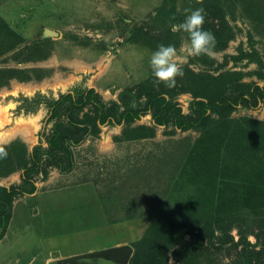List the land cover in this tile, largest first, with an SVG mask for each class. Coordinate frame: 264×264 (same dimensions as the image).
<instances>
[{"label":"rangeland","instance_id":"rangeland-1","mask_svg":"<svg viewBox=\"0 0 264 264\" xmlns=\"http://www.w3.org/2000/svg\"><path fill=\"white\" fill-rule=\"evenodd\" d=\"M207 7L226 20L233 36L212 56L192 57L182 46L186 34L174 31L172 25L183 22L189 10L203 8L206 13ZM178 13L181 21L173 20ZM146 29L153 40L141 45ZM49 30L57 32V36L48 35ZM155 38L159 41L155 42ZM155 43L174 45L177 62L194 72L216 75L225 70L237 71L242 82L264 88V0H0V147L7 153L0 157V162L4 160L0 164V185L20 184L21 164L28 163L29 152L39 139L43 140L38 135L40 131L47 132L50 127L45 103L34 104L37 97L57 98L61 93L93 88L105 104L117 102L122 90L153 76L149 61L157 50ZM232 55L240 56L239 60L231 59ZM225 59L222 68L217 69ZM73 63H78L76 70L71 67ZM57 74L70 77L69 85L61 90H40L52 84ZM33 88L32 93L25 92ZM191 99L187 92L172 96L184 114L190 112ZM130 106L135 107V102L131 101ZM26 116L35 117L34 128L21 129L20 120ZM231 117L264 121V103L255 108L238 106ZM141 124L153 126L150 114L129 126ZM123 126L102 124L96 137L71 147L73 168H51L46 176H33L38 193L64 186L76 189L77 184L85 188L83 195L68 191L65 198L45 204L40 211L54 209L63 213L54 220L50 216L46 219L43 213L37 219V210L33 212L36 208L27 203L19 207L25 215L20 223H28L17 229L16 207L10 231L14 236L20 234L16 251L21 259L34 255L36 263H40L45 252H51L49 248L68 255L86 248L100 249L123 239L131 247L142 235L152 217L148 211L153 200L144 202L145 195L160 193L165 183H172L166 173L180 162L199 133L180 131L170 124L154 126L152 137L119 141L115 137ZM25 129L30 131V140L21 133ZM41 144L46 146L44 141ZM4 166L9 169L5 175ZM107 189L110 190L105 193ZM175 201L171 195L163 208L173 207ZM145 203L148 204L143 206ZM134 205L147 214L134 216L132 224L92 228L86 226L87 218L74 219L91 209L103 213L105 208L116 218H128L131 211L138 212ZM121 259L122 256L86 257L75 263L122 264Z\"/></svg>","mask_w":264,"mask_h":264},{"label":"trees","instance_id":"trees-1","mask_svg":"<svg viewBox=\"0 0 264 264\" xmlns=\"http://www.w3.org/2000/svg\"><path fill=\"white\" fill-rule=\"evenodd\" d=\"M206 10L203 28L214 34L215 50H220L233 35L221 15L210 7ZM180 15L173 20L181 21ZM144 35L141 45L151 44L153 37L147 29ZM230 58L239 60L240 56ZM226 61L216 68L220 70ZM182 68L184 75L172 88L157 84L151 76L122 90L117 102L109 104L93 88L61 93L57 98L37 97L34 104L45 103L50 127L38 134L43 140L29 152L28 163H20V184L0 185V237L13 199L35 190L33 176H46L51 168H73L71 147L96 137L100 125L123 124L115 137L123 141L152 137L154 126L171 124L180 131H197L199 136L166 173L172 183H165L160 193L145 195L144 202L153 200L148 211L152 217L142 235L130 244L132 253L126 264H264V121L231 117L238 106L255 108L264 103V88L242 82L237 71L213 75L194 72L186 65ZM178 92L191 95L188 114L172 101ZM140 98H144L142 105ZM146 114L153 126H129ZM8 170L5 167L3 175ZM171 195L175 205L165 210ZM133 207L138 212L131 211L129 217L147 214Z\"/></svg>","mask_w":264,"mask_h":264},{"label":"crops","instance_id":"crops-1","mask_svg":"<svg viewBox=\"0 0 264 264\" xmlns=\"http://www.w3.org/2000/svg\"><path fill=\"white\" fill-rule=\"evenodd\" d=\"M72 187V186H71ZM84 185L82 184H77L76 189L72 188H68L66 186H64L63 188H61V190H57V191H50V192H40L38 193L37 191V185L35 187V190L32 193L29 194H22L19 195L17 197H15L12 201V206H11V213H10V218L9 221L7 223V226L4 230L3 235L0 237V264H76V260H82L85 259L86 255L95 251H99L105 248H109V247H114V246H121V245H127L125 244V239L118 241L110 246H101L100 249H96V248H86L83 251H78V252H73V253H69L68 255H62L61 253H57V251H53L51 250V248H49V250L51 252H45L44 257L42 259V261L40 263H36V259L33 256L27 257L25 259H21L18 255H17V251H16V244L19 242L18 237L20 236V234H12L10 229H11V224L12 221L14 219V216L16 215V207L18 209L17 211V229H20V227L24 224H27L28 222L21 224L20 221H22L24 219V213L23 211H21V207H19V205H21L22 207H24L25 204L30 203L31 207L34 209L33 212H36V218L38 219V217H41V213L45 214V218L48 219L49 216L52 217V219L54 220L56 217H61V213L60 211L54 210V209H50L46 211H40L45 204L49 205L50 202L52 203L55 200H60L66 197V192H72L75 191L76 192V196L77 193H81V195H83V190H84ZM55 196V197H54ZM54 197V198H53ZM85 197V195H84ZM86 200V198H84ZM44 203V204H43ZM84 204V203H82ZM85 205V204H84ZM101 205V204H100ZM99 207V205H97ZM30 207V209L32 210V208ZM97 212V213H96ZM114 212H111V210L109 208H105L104 212L101 213L99 210H90L87 213H82L81 215L77 214V217L74 216V219H80V218H84V219H88V222L86 224V226H90L92 228H98V227H103V226H109L114 225L115 223H123L126 222L125 224H132L133 221L135 220L134 217H128V218H116L117 216H115L114 214H112ZM118 214V213H117ZM94 215V216H93ZM96 216V217H95ZM69 217L65 216V219L67 220ZM125 220V221H123ZM1 230V229H0ZM140 237V236H139ZM138 237V238H139ZM80 239L81 236H79ZM136 238V239H138ZM252 237H249V239ZM124 241V242H123ZM84 261V260H83Z\"/></svg>","mask_w":264,"mask_h":264},{"label":"clouds","instance_id":"clouds-1","mask_svg":"<svg viewBox=\"0 0 264 264\" xmlns=\"http://www.w3.org/2000/svg\"><path fill=\"white\" fill-rule=\"evenodd\" d=\"M189 12L183 22L172 25L173 30L186 34L187 39L182 46L189 56H212L216 48V38L212 32L203 28L204 9L198 8ZM177 60L178 52L174 45L160 44L152 53L149 64L157 84L163 83L166 87L172 88L176 85L177 78L183 77L182 65ZM6 156V151L0 147V157Z\"/></svg>","mask_w":264,"mask_h":264},{"label":"bare ground","instance_id":"bare-ground-1","mask_svg":"<svg viewBox=\"0 0 264 264\" xmlns=\"http://www.w3.org/2000/svg\"><path fill=\"white\" fill-rule=\"evenodd\" d=\"M77 64L78 63H73L71 65V67L74 70H76L77 69L76 68L77 67ZM63 76L64 75H61V74L55 75L54 78H53V83L52 84H49V85L46 84L44 86H41L40 87V90L45 91V89H51V90H58V89L61 90V89H64L71 82V78L70 77L63 78ZM33 91H34V88L32 90H26L25 92L26 93H32ZM20 121H21V123L23 122V126H22L21 129H23V128H26L27 129V127L28 128L29 127H33L34 128L36 126V121H35V117L34 116H26V117L23 118V120H20ZM26 129H25V131L22 130L21 133H22L23 137H25L27 140H30V139H28V136H29L30 131H26ZM29 130H31V129H29Z\"/></svg>","mask_w":264,"mask_h":264},{"label":"water","instance_id":"water-1","mask_svg":"<svg viewBox=\"0 0 264 264\" xmlns=\"http://www.w3.org/2000/svg\"><path fill=\"white\" fill-rule=\"evenodd\" d=\"M48 35L57 36V32L49 30ZM130 254H131V247H129L128 245H121V246L109 247L89 253L86 255V257H95V258L99 257L102 259V257H106V256H122L121 262L123 261L122 264H126Z\"/></svg>","mask_w":264,"mask_h":264}]
</instances>
